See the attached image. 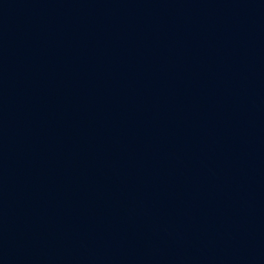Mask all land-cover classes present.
I'll return each instance as SVG.
<instances>
[{"label": "water", "instance_id": "obj_1", "mask_svg": "<svg viewBox=\"0 0 264 264\" xmlns=\"http://www.w3.org/2000/svg\"><path fill=\"white\" fill-rule=\"evenodd\" d=\"M0 264H264V0H0Z\"/></svg>", "mask_w": 264, "mask_h": 264}]
</instances>
